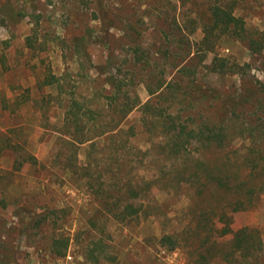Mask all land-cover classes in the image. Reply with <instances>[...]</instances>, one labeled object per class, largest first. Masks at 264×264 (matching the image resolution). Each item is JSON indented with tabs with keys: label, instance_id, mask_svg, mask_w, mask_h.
Returning a JSON list of instances; mask_svg holds the SVG:
<instances>
[{
	"label": "rangeland",
	"instance_id": "374dc122",
	"mask_svg": "<svg viewBox=\"0 0 264 264\" xmlns=\"http://www.w3.org/2000/svg\"><path fill=\"white\" fill-rule=\"evenodd\" d=\"M209 3L0 0V264H192L189 248L167 250L158 239L188 220L193 185L174 187L168 174L156 186L161 189L154 187L148 215L114 219L86 178L64 167L73 150L78 163L87 161L88 149L71 146L60 127L68 97L87 105L106 92L105 74L113 73L125 83L123 95L151 102L150 111L138 106L122 121V137L134 148L131 157H142L132 173L163 176L170 169L161 154L160 128L152 122L155 108L180 114L186 124L222 120L225 148L199 154L197 145H188L187 153L221 172L244 170L245 157L256 156L264 139L255 129L264 119V0H237L234 12L245 21L244 38L222 35L204 43ZM50 75L61 78V89L39 86ZM161 84L157 101L149 88ZM197 86L213 89L218 98L197 99ZM227 96L244 101L226 115L221 107ZM110 150V142L101 140L89 158L93 164L100 159L93 176L100 173L105 181L110 171L125 170L119 162L107 166L114 162ZM242 226L258 228L264 240V192L252 208L216 218L218 232ZM218 232L212 233L217 239ZM95 241L102 244L98 263L89 252Z\"/></svg>",
	"mask_w": 264,
	"mask_h": 264
},
{
	"label": "trees",
	"instance_id": "16d2710c",
	"mask_svg": "<svg viewBox=\"0 0 264 264\" xmlns=\"http://www.w3.org/2000/svg\"><path fill=\"white\" fill-rule=\"evenodd\" d=\"M208 1L211 3L207 19L202 25V41L210 43L222 35L244 38L245 21L234 12L237 0ZM250 42V46L254 45L256 49L262 46L256 40ZM75 46L81 50L79 44L76 43ZM134 52L136 54L138 50L135 48ZM138 59L136 56V61ZM60 79L50 75L45 77L39 86L55 84L61 89ZM104 84L108 86L106 92L87 99L90 101L87 105L77 97H68L60 130L71 146L77 148L86 145L88 160L78 163L77 154L73 150L65 156L64 167L70 168L72 173L79 171L80 176L86 178L90 189H94L99 196L101 208L109 212L112 218L120 221L148 215L149 209L153 208L149 202L154 200V187L162 182L166 175L171 174L170 182L173 180L171 185L174 187L183 184L193 185L194 191L188 206V220L180 231L162 233L158 239L161 246L167 250H174L179 246L189 248L193 256L192 264H264V240L258 228L224 227L218 232L215 227L216 218L224 217L228 212L237 213L252 208L259 195L264 192V168L259 167V163L264 160V151L261 149L264 148V139L259 142L260 149H254L257 151L256 156L245 157L246 166L239 173L221 172L212 168L209 162L203 161L198 155L191 157L195 168L191 170L187 163L190 159L187 146L197 145L199 154L206 150H222L229 143L226 126L222 124V120L216 122L207 119L186 124L180 121V114L172 115L164 113L162 108H155L152 122L157 129L160 128L161 154L169 160L170 169L166 174L163 173V176L147 177L132 173L135 164L139 162L137 160H142V157L140 159L131 157L134 148L128 143V138L122 137V133H125L122 121L138 106L144 111H150L151 102L147 99L141 103L136 95L134 97L123 95L125 83L116 74L106 73ZM162 86L159 85L155 90L149 88V95L157 96L156 100L159 101L163 95ZM193 92L192 96L199 100L218 98L213 89H202L201 86L194 87ZM243 101L244 96L242 99L227 96L223 102L225 107L223 105L221 107L223 113L226 115L233 113ZM256 126L258 132L264 133V119ZM127 131L134 134L132 128ZM101 140H108L111 145L109 159H113L114 162H109L107 166L110 167L115 162L125 166V170L118 167L115 173L110 171L106 181L101 179L103 175L100 173L93 176V166H98L100 159L98 162L93 159L95 164L89 160ZM136 151L139 152L137 149ZM216 231L220 236L218 239L212 235ZM226 235L229 237L225 238ZM59 240L53 239L54 245L60 243ZM92 244L94 247L89 252L93 262L98 263L102 244L99 241ZM66 246L65 241L62 243V250L58 251L59 254L65 253Z\"/></svg>",
	"mask_w": 264,
	"mask_h": 264
}]
</instances>
